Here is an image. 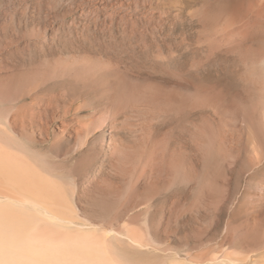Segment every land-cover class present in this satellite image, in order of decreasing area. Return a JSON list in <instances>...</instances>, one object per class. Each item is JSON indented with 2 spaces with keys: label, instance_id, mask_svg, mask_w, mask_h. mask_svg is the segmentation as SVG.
<instances>
[{
  "label": "rangeland",
  "instance_id": "374dc122",
  "mask_svg": "<svg viewBox=\"0 0 264 264\" xmlns=\"http://www.w3.org/2000/svg\"><path fill=\"white\" fill-rule=\"evenodd\" d=\"M263 4L0 0V145L70 218L43 228L93 231L115 264H264Z\"/></svg>",
  "mask_w": 264,
  "mask_h": 264
},
{
  "label": "bare ground",
  "instance_id": "6f19581e",
  "mask_svg": "<svg viewBox=\"0 0 264 264\" xmlns=\"http://www.w3.org/2000/svg\"><path fill=\"white\" fill-rule=\"evenodd\" d=\"M260 3V2H259ZM255 5V4H254ZM253 5V6H254ZM233 11V10H232ZM264 16V4L262 7ZM244 18V17H243ZM9 23V22H8ZM243 23V22H242ZM215 26V25H214ZM264 60V59H263ZM103 62V61H102ZM263 62V61H262ZM91 65V64H90ZM93 66V65H92ZM264 66V64H263ZM263 68V67H262ZM260 68V71L261 69ZM264 69V68H263ZM54 70V69H53ZM66 70V68H65ZM97 70V69H95ZM103 72V71H102ZM262 72V71H261ZM260 72V74H261ZM54 73V72H53ZM76 73V72H75ZM259 73V72H258ZM263 73V72H262ZM111 75V74H110ZM242 75V74H241ZM109 76V75H108ZM256 76V75H255ZM85 77V76H84ZM50 78V77H49ZM74 78V77H73ZM251 78V77H250ZM47 80V79H46ZM93 80V79H92ZM44 81V80H43ZM50 81V80H49ZM42 82V81H41ZM108 82V81H107ZM38 83V82H37ZM114 83V82H113ZM59 84V83H58ZM246 84V83H245ZM62 85V84H61ZM95 87V86H94ZM93 87V88H94ZM251 88V87H250ZM124 90V89H123ZM122 90V91H123ZM62 92V91H61ZM74 92V91H73ZM160 92V91H159ZM182 92V91H181ZM206 92V91H205ZM102 93V92H101ZM125 93V92H124ZM21 94V93H19ZM159 94V93H158ZM18 95V94H17ZM16 95V96H17ZM198 95V94H197ZM124 96V95H123ZM147 96V95H146ZM125 97V96H124ZM145 97V96H144ZM151 97V96H150ZM108 98V97H107ZM131 98V97H130ZM161 98V96H160ZM181 98V97H180ZM18 99V98H17ZM132 99V98H131ZM149 99V97H148ZM159 99V98H158ZM171 99V98H170ZM91 100V99H90ZM14 101V99H13ZM12 101V102H13ZM144 101V100H143ZM142 101V102H143ZM150 101V100H149ZM161 101V100H160ZM171 101V100H170ZM8 102V101H7ZM15 102V101H14ZM131 102V100H130ZM159 103V102H158ZM214 103V102H213ZM11 104V103H10ZM15 104H17L15 102ZM105 104V103H103ZM108 104V103H107ZM146 104V103H145ZM150 104V103H148ZM182 104V103H181ZM151 105V104H150ZM176 105V104H175ZM174 107V106H173ZM180 107V106H179ZM8 108V107H7ZM13 108V107H12ZM181 108V107H180ZM2 109V108H1ZM5 110V109H4ZM14 110V109H13ZM122 110V109H121ZM158 110V109H157ZM179 111V109H177ZM190 110V109H189ZM3 112V111H2ZM11 112V111H10ZM16 112V111H14ZM38 112V111H37ZM17 113V112H16ZM122 113V112H121ZM176 113V112H175ZM264 113V112H263ZM10 115V113H8ZM26 115V114H25ZM169 115V114H168ZM179 115V114H178ZM31 116V115H30ZM7 117V116H6ZM10 117V116H9ZM8 117V118H9ZM7 118V119H8ZM32 118V117H31ZM10 119V118H9ZM30 119V118H29ZM51 119V118H50ZM152 119V118H151ZM157 119V118H156ZM221 119V118H220ZM5 122V121H4ZM8 122V121H7ZM7 122L4 127H7ZM22 122V121H21ZM10 123V122H9ZM29 123V122H28ZM15 124V123H12ZM11 124V126H13ZM18 124V123H17ZM82 125V124H81ZM181 125V124H180ZM10 126V125H9ZM14 127V126H13ZM12 127V128H13ZM80 127V126H79ZM9 129V127H7ZM15 128V127H14ZM23 128V127H22ZM178 128V127H177ZM6 129V128H5ZM11 129V127H10ZM12 130V129H11ZM211 130V129H210ZM15 131V130H14ZM80 131V130H79ZM172 131V130H171ZM211 132V131H210ZM164 133V132H163ZM223 133V132H222ZM225 133V132H224ZM227 133V132H226ZM26 134V133H25ZM24 134V135H25ZM239 134V133H238ZM33 136V135H32ZM219 137V136H218ZM151 140V139H150ZM163 141V140H162ZM153 142V141H152ZM158 142V141H157ZM162 143V142H161ZM211 144V143H210ZM166 145V144H165ZM226 145V144H225ZM228 146V145H227ZM195 147V146H194ZM161 149V148H160ZM178 149V148H177ZM214 149V148H213ZM227 149V148H226ZM185 150V149H184ZM14 151V150H13ZM9 147L0 145V183L17 192L28 195L31 203L44 202L46 214L31 212L29 209L12 204L16 198L4 195L0 191V264H115L108 257V244L96 237L93 231L79 237L57 236L43 228L44 216L49 221H70L62 210H53L50 205L62 204L61 191L51 180L47 179L22 155ZM118 151V150H117ZM115 153V152H114ZM173 153V152H172ZM184 153V152H183ZM217 153V152H216ZM214 154V153H213ZM142 155V154H141ZM186 155V154H185ZM218 155V154H217ZM222 155V154H221ZM146 156V155H145ZM212 156V155H211ZM210 156V157H211ZM179 158V157H178ZM196 158V157H195ZM221 158V157H220ZM226 158V157H225ZM139 159V158H138ZM141 160V159H140ZM261 160V159H260ZM142 161V160H141ZM158 162V161H157ZM259 162V161H258ZM140 163V162H139ZM194 163V162H193ZM208 163V162H207ZM132 164V163H131ZM177 164V163H176ZM183 164V163H182ZM199 164V163H198ZM210 164V163H209ZM195 165V164H194ZM134 166V165H133ZM141 166V165H140ZM181 166V165H180ZM135 168V167H134ZM177 168V167H176ZM170 169V168H169ZM155 170V169H153ZM164 170V169H163ZM139 171V170H138ZM185 171V170H184ZM180 172V170H179ZM143 173V172H142ZM142 173L140 176H142ZM172 173V172H171ZM154 174V173H153ZM152 175V174H151ZM163 175V174H162ZM166 175V174H165ZM168 176V175H167ZM173 176V175H172ZM143 177V176H142ZM151 177V176H149ZM153 177V176H152ZM155 177V176H154ZM160 177L156 178L159 179ZM162 178V177H161ZM195 178V177H194ZM116 179V178H115ZM169 179V178H168ZM104 180V179H103ZM147 180V179H146ZM204 180V179H203ZM145 181V180H144ZM190 181V180H189ZM147 182V181H146ZM149 182V181H148ZM171 182V181H170ZM196 182V181H195ZM57 183V182H56ZM137 183V182H135ZM165 183V182H164ZM163 183V184H164ZM133 184V183H132ZM161 184V183H160ZM170 184V183H169ZM183 184V183H182ZM187 184V183H185ZM209 184V183H208ZM213 184V183H212ZM141 185V184H140ZM203 185V184H202ZM113 186V185H112ZM172 186V185H171ZM201 186V185H200ZM208 186V185H207ZM173 187V186H172ZM176 187V186H175ZM193 188V187H192ZM202 188V187H201ZM104 189V188H103ZM200 189V188H199ZM197 189V190H199ZM214 189V188H213ZM193 190V189H192ZM212 190V188H210ZM112 191V190H111ZM124 191V190H123ZM135 191V190H134ZM109 192V191H108ZM136 192V191H135ZM154 192V191H153ZM197 192V191H196ZM212 192H214L212 190ZM11 193V192H10ZM9 194V191H8ZM217 194V193H216ZM215 197H220L219 195ZM13 196V195H12ZM130 196V195H129ZM139 197V196H138ZM197 197V196H196ZM224 197V196H223ZM195 198V197H194ZM213 198V197H211ZM119 199V198H118ZM121 199V198H120ZM133 199V198H131ZM201 199V198H200ZM219 198H214V200ZM221 199V198H220ZM122 200V199H121ZM130 200V198H129ZM178 200V199H177ZM222 200V199H221ZM227 200V199H226ZM114 201V200H113ZM112 201V202H113ZM119 201V200H118ZM176 201V200H175ZM213 201V200H212ZM217 201V200H216ZM121 202V201H120ZM128 202V201H127ZM218 202V201H217ZM216 202V203H217ZM117 203V201H116ZM126 203V201H125ZM133 203V202H132ZM139 203V202H138ZM142 203L143 200H142ZM181 203V202H180ZM183 203V202H182ZM204 203V202H203ZM223 203V202H222ZM48 204V205H46ZM112 204V203H111ZM135 204V203H134ZM63 205V204H62ZM141 205V204H140ZM213 207V205H211ZM210 206V207H211ZM112 207V206H111ZM116 207V206H115ZM174 207V206H173ZM211 207V209H212ZM126 209V208H125ZM124 209V210H125ZM135 209V208H134ZM171 209V208H170ZM130 210V209H129ZM128 210V211H129ZM176 210V209H175ZM126 211V210H125ZM166 211V210H165ZM169 211V210H168ZM179 211V210H178ZM115 212V210H114ZM210 212V210H209ZM124 214V213H123ZM66 215V214H65ZM137 215V214H136ZM124 216V215H123ZM130 216V215H129ZM138 216V215H137ZM166 216V215H165ZM179 216V215H178ZM67 217H69L67 215ZM128 217V216H127ZM153 217V216H152ZM161 217V216H160ZM134 218V217H133ZM75 220V219H74ZM72 221V220H71ZM160 221V220H159ZM175 221V220H174ZM129 223V221H128ZM125 225V224H124ZM127 225V222H126ZM157 225V224H156ZM134 228H136L134 226ZM120 230V229H119ZM71 231V230H70ZM69 231V232H70ZM65 232V231H63ZM126 232V231H125ZM118 233V232H117ZM121 233V232H120ZM98 234V233H97ZM115 234V233H114ZM147 234V233H146ZM104 235V233H103ZM122 235V234H121ZM98 236H100L98 234ZM119 237H121L119 235ZM104 238V236H103ZM123 239V238H122ZM133 244L148 248L149 243L137 237L128 236ZM154 244V243H152ZM111 250V248H110ZM113 253V252H112ZM111 254V252H110ZM112 259V260H111ZM111 260V261H110ZM176 262V261H175ZM180 262V261H179ZM178 262V263H179ZM188 264V263H187Z\"/></svg>",
  "mask_w": 264,
  "mask_h": 264
}]
</instances>
